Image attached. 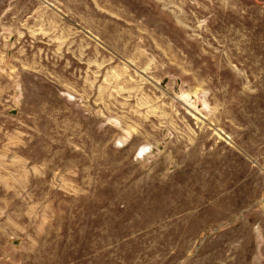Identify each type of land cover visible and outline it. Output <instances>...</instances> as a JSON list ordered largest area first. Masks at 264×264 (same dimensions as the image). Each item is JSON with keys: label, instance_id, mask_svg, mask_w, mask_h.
<instances>
[{"label": "rangeland", "instance_id": "rangeland-1", "mask_svg": "<svg viewBox=\"0 0 264 264\" xmlns=\"http://www.w3.org/2000/svg\"><path fill=\"white\" fill-rule=\"evenodd\" d=\"M0 264H264V0H0Z\"/></svg>", "mask_w": 264, "mask_h": 264}]
</instances>
